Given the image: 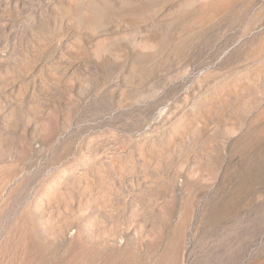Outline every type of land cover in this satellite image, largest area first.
Returning <instances> with one entry per match:
<instances>
[{"label": "rangeland", "instance_id": "1", "mask_svg": "<svg viewBox=\"0 0 264 264\" xmlns=\"http://www.w3.org/2000/svg\"><path fill=\"white\" fill-rule=\"evenodd\" d=\"M0 264H264V0H0Z\"/></svg>", "mask_w": 264, "mask_h": 264}]
</instances>
